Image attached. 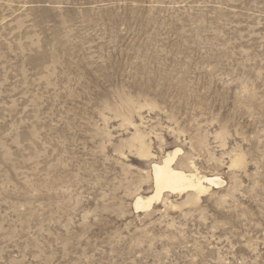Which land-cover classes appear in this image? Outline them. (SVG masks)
Segmentation results:
<instances>
[{
    "label": "rangeland",
    "instance_id": "374dc122",
    "mask_svg": "<svg viewBox=\"0 0 264 264\" xmlns=\"http://www.w3.org/2000/svg\"><path fill=\"white\" fill-rule=\"evenodd\" d=\"M0 264H264V0H0Z\"/></svg>",
    "mask_w": 264,
    "mask_h": 264
},
{
    "label": "bare ground",
    "instance_id": "6f19581e",
    "mask_svg": "<svg viewBox=\"0 0 264 264\" xmlns=\"http://www.w3.org/2000/svg\"><path fill=\"white\" fill-rule=\"evenodd\" d=\"M180 150L169 153L160 163L154 164V184L156 192L147 198L137 197V209L150 208L154 200H159L166 192L185 193L193 192L195 195L206 193L211 187H220L224 182L219 176L200 175L189 173L177 167V156ZM142 154V153H141Z\"/></svg>",
    "mask_w": 264,
    "mask_h": 264
}]
</instances>
